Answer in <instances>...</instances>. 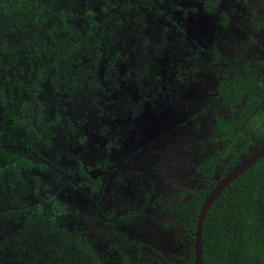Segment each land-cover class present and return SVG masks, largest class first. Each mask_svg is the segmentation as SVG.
<instances>
[{
  "label": "rangeland",
  "instance_id": "374dc122",
  "mask_svg": "<svg viewBox=\"0 0 264 264\" xmlns=\"http://www.w3.org/2000/svg\"><path fill=\"white\" fill-rule=\"evenodd\" d=\"M106 1L115 5V0H38L36 9L43 6L47 11L36 17L32 10L30 16L22 14L21 24L15 23L14 13L10 19L0 15V38L18 49L17 68L34 79L37 67H42L47 81L38 96L42 105L38 115H43L45 122H55L53 148L46 151L31 131L14 130L10 120L0 118V264H62L60 248H49L52 241L41 236L39 219L32 215L37 204L45 213L49 208L45 198L49 195L55 196L60 210L61 204L66 206L61 215L63 227L69 235L77 231L83 234L99 264L120 263L122 257H127V264L144 263L145 253L155 250L143 236L152 237L156 230L152 226L154 212L146 208V193L151 188L155 190L153 194H159L163 188L177 193L201 186L200 175L194 169V152L202 151L198 140L204 139L207 128H198L203 119L192 121L191 115L210 102L225 72L221 66L210 67L212 51L207 52L214 46L238 70L247 61L249 67H254L257 60L264 61V23L254 21L262 13L258 5L264 0H220L219 8L208 0H131L146 13L161 10L171 14L187 34L188 45L176 46L177 34L162 32L167 25L161 18L156 22L146 20L152 25L147 22L144 32L159 51L152 70L144 66L142 51L146 49L140 44L139 29L132 20L122 21L112 33L108 27L101 30L93 26L101 19L100 8ZM244 3L246 7L253 5L255 14L243 8ZM120 4L125 5V1L118 0L116 9L111 10H119ZM70 8L77 16L63 23L61 12ZM89 11L97 14L96 18H90ZM53 23L60 31L58 40L54 35L56 48L67 53V60H59L57 66L54 63L59 56L47 47L38 62L34 59V48L41 50L36 41L52 45L46 31ZM78 33L88 39H78ZM98 41L100 47L94 52L91 46ZM0 60L4 63L6 57L0 55ZM187 62L198 70L191 72L183 64ZM178 64L182 68L178 69ZM3 70L0 69L1 77ZM87 70L90 76L102 79V89L87 93L85 99L80 91H64L62 81L72 82ZM8 76H12L11 72ZM55 79L57 86L51 85ZM15 90L9 93L20 95ZM220 101L217 97L216 114L229 119L230 113ZM214 146L219 148L218 144ZM3 151L26 160L36 158L34 163L45 162L49 170L25 166L18 172L17 166L6 164ZM229 159L220 164L219 175L230 167ZM78 160L84 166L97 165L100 169L87 170L84 180L76 171ZM97 178L103 184L100 199L85 186V182L95 186L90 181ZM125 214L131 217L127 223L115 221ZM30 217H34L33 222ZM163 218L160 220L165 221ZM175 230L177 233L179 228ZM179 234H173L171 240L179 238L177 244L187 254L190 247L194 248V241L182 231ZM172 244L165 245L166 249H171Z\"/></svg>",
  "mask_w": 264,
  "mask_h": 264
},
{
  "label": "trees",
  "instance_id": "16d2710c",
  "mask_svg": "<svg viewBox=\"0 0 264 264\" xmlns=\"http://www.w3.org/2000/svg\"><path fill=\"white\" fill-rule=\"evenodd\" d=\"M124 1L125 5L120 4L121 8L115 12L111 9H116L118 0H115V5L107 4L106 1L100 8V13H103L104 16L102 15L98 22L95 21L93 26L101 30H105L108 27L109 33H112L114 28L118 30L117 27L121 25L122 21L128 23L129 20H132L138 26L139 30H137L141 37L140 44L146 49L145 53L142 51L146 68L152 70L158 62L155 59L159 56V51L156 52L155 50L158 46L156 47L155 42L144 32V29H146L145 25H147V22L149 23V21H146L148 18L155 20V22L161 18L162 20L160 21H164L167 25V28L163 26L161 31L166 34L168 31L177 34V36L174 35L176 36L174 38L175 45H188L186 31L173 20L171 14L161 10L154 11V14L146 13L137 8L135 4H132L131 0ZM153 1L163 3L166 0ZM208 1L211 6L219 8L220 0ZM38 4V0H0V15L10 19L14 13L16 16L14 18L15 23L21 24L24 22V17L21 18L22 14L30 16V11L32 10L36 17L47 11L43 6L36 9ZM243 6H245V3ZM88 13L90 18H96L97 16V14L94 16L92 11ZM76 16L77 13L70 8V11L61 12L60 19L64 21L63 23H66L69 18ZM263 21L264 17H261L259 22ZM58 29V26L53 23L51 29L46 31L47 37H49L50 41L52 40L50 47L44 40L36 41L41 46V50L34 48V59H37V62L40 60L41 51L46 52V47L50 53L59 56L57 62L54 63L55 66L59 64V60L60 62L61 60L63 62L67 60V53H61L63 48H56L57 43L54 35L57 34L58 40L60 32ZM166 29L167 31H165ZM88 31L90 30L85 32ZM81 34L78 33L77 38L86 41L88 38ZM164 42L165 40L162 38L161 43ZM77 43L79 41L74 45ZM98 45L99 41L91 46V50L97 51L100 47ZM71 46L73 47V43H71ZM213 47L207 52L210 53L212 51L210 53V56H212L210 67L215 66L217 68L221 66V68L225 69L224 78L219 80L210 102L205 103L203 107L191 115L192 121L200 122L203 119L202 124H197L198 128L199 125L207 128L204 132V139L202 141L198 140L199 147H203L202 151L194 152L196 159L194 169L200 175L201 186L193 190L184 188L177 193L163 188L160 189L163 192L153 194L155 190L153 188L149 189L145 197L148 204L146 208L154 212V214L151 213L153 219V224H151L156 230H153L155 236H143V238L152 246H147L146 248L151 247L155 251L153 253H145L144 263L140 262L139 264H194V249L188 247V252L185 254V249L180 248L177 244L179 238L176 237L174 241L171 240L173 234L178 233L180 235L179 231H182L186 237L194 241L193 234L199 209L204 198L215 186L217 179L222 178L243 158L248 157L264 144V61L257 60L254 67H249L250 62L247 61L238 70L231 61ZM18 53L16 47L11 46L6 39L0 38V55L6 57V61L0 63V69H4V77H1L0 73V118L10 120V125L14 130L26 129L31 131L33 138L48 151L53 148L54 133L52 124L54 125L55 122L51 120L45 122L44 116L40 117L38 115L39 110L42 108L41 103L38 101V96L43 93L41 85L44 84L46 78L41 66L37 67L34 79H32L30 74L24 73L22 68H17L20 57ZM96 56L97 58L100 57L99 51ZM1 64L5 65L2 66ZM183 64H186L190 71L198 70L194 65L190 64L189 66V62ZM177 68H182V66L178 64ZM30 71L34 72L32 68ZM9 72L12 74L11 77L8 76ZM90 74L89 70H87L84 74L74 77L72 82L70 80L62 81L64 91L71 90L72 94L80 91L85 99L87 93L90 94L95 90L97 91L100 87L102 89V79L94 77L93 74L90 76ZM51 85L57 86L59 82L55 79V81L51 82ZM15 89L19 91L20 95H11L9 93V91H12V93L14 91L15 93ZM216 96L220 98V102L228 109L230 113L229 119L225 120L217 116L215 109ZM69 129L71 131L74 130L71 127ZM2 132L0 131V134ZM216 144H218L219 148L214 146ZM28 148L31 149V146L29 145ZM36 150L34 147L32 148L35 154H37ZM2 153L6 157V164L17 166L18 172L20 168H25V166L28 169L36 166L39 170L42 168L49 170L48 164L45 162L36 161L34 163L36 158L31 161L15 153L4 151ZM226 158H230L228 161L230 167L219 175L218 167ZM98 167L100 166H95V168ZM92 169L94 168L84 167L81 161H77L76 171L83 179H87L86 171H91ZM90 183H94L98 187L92 184L89 185L86 182L85 186H88L90 191L100 199L103 193L102 182L100 183L97 178L94 181H90ZM149 186H151V183ZM45 203L49 204V208L45 213L41 212L43 206L37 204L32 215L39 219L38 229L41 236L48 241H52L53 245L49 248H56L54 250L60 248L58 254L62 264H99L94 251L87 244L83 234L77 231L69 235L63 227L64 222L61 219V215H64L66 206L61 204L60 210L59 203L54 195L47 196ZM142 206H144V203ZM33 218L30 217V221L33 222ZM109 218L114 220L112 216ZM130 218V215L125 214L116 217L115 221L127 223ZM157 218L159 220L163 218L165 221H159ZM176 227L179 228L177 233ZM167 242H172L174 246L171 249H166L165 245L169 244ZM122 261L120 262L121 264H127V257H122ZM202 262V264H264V157L231 183L209 208L202 228ZM120 263L115 262V264Z\"/></svg>",
  "mask_w": 264,
  "mask_h": 264
},
{
  "label": "water",
  "instance_id": "95a60500",
  "mask_svg": "<svg viewBox=\"0 0 264 264\" xmlns=\"http://www.w3.org/2000/svg\"><path fill=\"white\" fill-rule=\"evenodd\" d=\"M264 157V144L251 155L244 158L227 175L220 179L204 198L197 215V223L194 232V264H202V228L209 208L216 201L219 195L233 183L248 168Z\"/></svg>",
  "mask_w": 264,
  "mask_h": 264
},
{
  "label": "flooded vegetation",
  "instance_id": "af4514ba",
  "mask_svg": "<svg viewBox=\"0 0 264 264\" xmlns=\"http://www.w3.org/2000/svg\"><path fill=\"white\" fill-rule=\"evenodd\" d=\"M256 3H258V1H256ZM258 6L261 8L262 13H261V14H257V17L255 18V20L261 21V16L264 17V2H262V3L259 4ZM243 8L251 9V12H252L253 14H255V12H254L255 9L253 8V6H250V7H246V6H244ZM247 9H246V10H247ZM253 19H254V17H253ZM259 19H260V20H259ZM263 22H264V21H263ZM243 159H244V158H243ZM243 159H242V160H243ZM242 160H241V161H242ZM241 161H240V162H241ZM240 162H239V163H240ZM239 163H238V164H239ZM238 164H236V165H238ZM236 165H235V166H236ZM95 166H97V165H95ZM95 166H94V167H95ZM235 166H234V167H235ZM84 167H87V166H84ZM234 167H233V168H234ZM233 168H232V169H233ZM94 169H100V167H98V168H94ZM94 169H92L91 171H93ZM218 169H219V167H218ZM232 169H231V170H232ZM231 170H230V171H231ZM230 171H228V173H229ZM228 173H227V174H228ZM227 174H225V175H227ZM225 175H224V176H225ZM224 176H223V177H224ZM223 177H222V178H223ZM222 178L217 179L216 183H217L220 179H222ZM215 185H216V184H215Z\"/></svg>",
  "mask_w": 264,
  "mask_h": 264
}]
</instances>
